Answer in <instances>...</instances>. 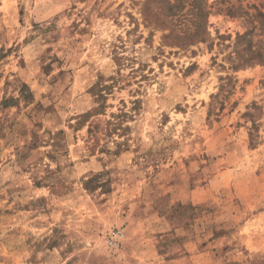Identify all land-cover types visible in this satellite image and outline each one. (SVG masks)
Here are the masks:
<instances>
[{"label": "rangeland", "instance_id": "1", "mask_svg": "<svg viewBox=\"0 0 264 264\" xmlns=\"http://www.w3.org/2000/svg\"><path fill=\"white\" fill-rule=\"evenodd\" d=\"M0 264H264V0H0Z\"/></svg>", "mask_w": 264, "mask_h": 264}, {"label": "trees", "instance_id": "2", "mask_svg": "<svg viewBox=\"0 0 264 264\" xmlns=\"http://www.w3.org/2000/svg\"><path fill=\"white\" fill-rule=\"evenodd\" d=\"M105 88H107V87H99V85H96V88H95L97 99L102 100V104L100 105V108L97 109L98 111H102L105 108L104 103H103L106 99V96H105L106 93L104 92ZM97 110H95V112ZM87 116H89V115H86L84 117H87Z\"/></svg>", "mask_w": 264, "mask_h": 264}]
</instances>
